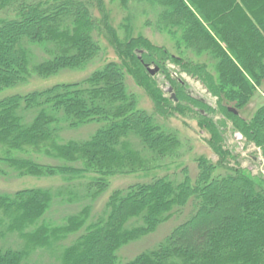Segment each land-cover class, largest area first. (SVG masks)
Listing matches in <instances>:
<instances>
[{"label":"trees","instance_id":"16d2710c","mask_svg":"<svg viewBox=\"0 0 264 264\" xmlns=\"http://www.w3.org/2000/svg\"><path fill=\"white\" fill-rule=\"evenodd\" d=\"M119 2L144 15L148 8L175 52L195 57L171 54L131 30L119 38L103 0H0V92L31 74L86 68L102 55L99 36L109 38L120 58L78 81L0 97V163L19 177L67 180V188L0 192V237L21 241L0 247V264H31L34 249L52 252L58 264H264V174L242 167L226 137L228 130L238 133L264 156V99L250 116L241 113L264 81V0ZM31 45H41L46 56L32 62ZM167 60L215 103L170 75ZM156 72L168 81V96ZM126 75L148 93L150 112L139 107ZM176 113L208 133L205 143L216 157L195 156L193 177L180 162L178 130L158 119ZM91 123L88 137L62 138V131ZM174 163L176 171L153 173ZM114 175L147 178L112 189L94 217L93 205ZM64 194L79 206L60 222L47 220L54 198ZM185 212L153 248L119 258L122 246Z\"/></svg>","mask_w":264,"mask_h":264},{"label":"rangeland","instance_id":"374dc122","mask_svg":"<svg viewBox=\"0 0 264 264\" xmlns=\"http://www.w3.org/2000/svg\"><path fill=\"white\" fill-rule=\"evenodd\" d=\"M103 6L105 11L108 13L109 23L113 27L115 35L119 38H124L125 34L131 30V35L136 36L137 34H141L143 37L148 38L152 43L167 48L171 54L179 55L182 58L195 57L193 56V53L188 55V51H183L182 53L175 52L170 37L165 32L158 31L154 26V15L148 8L146 9L147 13L144 15L142 14L141 9L137 8V6H124L119 2V0H103ZM146 20H148L149 24L145 23ZM98 40L101 45L102 55L86 68L82 70H62L59 73L46 78L31 74L30 79L26 83L1 91L0 97L11 93H24L34 89H42L55 83L78 81L91 73L93 70L102 66L105 62H118L120 58L116 54L114 46L109 38H107V36H99ZM30 49L33 54L32 62L40 61L46 56L41 45H31ZM149 68L153 69L154 66L149 65ZM165 68L169 71L170 75L174 77L178 76L181 80H184L196 95L203 97L205 101L211 105L215 103V97L211 96L198 80L181 71L177 64L167 60ZM154 78L156 79L160 89L168 96L170 93L168 90L169 83L166 81L164 74L156 72ZM125 79L128 88L136 93L139 107L150 112L153 106L148 93L141 87L137 86L131 76L126 75ZM171 96L174 97V94L171 93ZM263 99L264 81L249 104L241 110L243 116H250ZM158 119L162 123L164 122L167 124V126H171L178 130L180 137L184 142L183 149L185 150L180 162L188 167L191 177H193L196 173V165L193 160L195 156L205 155L213 160L216 158L205 143L208 133L198 127L197 122L194 119H191L190 115L176 113L175 116L168 117L167 119L161 117H158ZM227 125L228 127H231V122L228 121ZM95 127L96 124L91 123L75 129H67L62 131V138L67 139L72 137L83 139L88 137ZM226 137L227 145L234 148L241 156L240 164L242 167L250 169L253 173L261 171L264 174V156L261 155L259 148L252 143L246 144L244 138H242L238 133L230 134V131L228 130L226 132ZM177 164L178 163L168 164V167L159 168L153 173L156 172L158 175H161L163 173L176 171L179 169ZM146 178L147 177L137 175L111 176L110 184L107 190L95 201L93 205V216L95 217L99 212H101L104 200L112 189L123 187L124 185L137 180H145ZM66 182L67 180L60 176L19 177L12 171L11 168L0 163V192L9 193L25 187H65L67 186ZM66 196L67 195L64 194L54 198V202L46 213L45 218L47 220L60 222L63 216L75 211L77 206H79L80 202H75L74 200L64 201V198H67ZM185 214L186 212L183 214H174L169 220L161 223L154 231L125 244L118 251L119 258L122 260H128L141 250L153 248L176 224L185 219ZM19 245H21V241L16 235H6L5 237H0V247H17ZM51 253H47V251L43 249H34L31 251L27 260L31 264H58V261H56V255Z\"/></svg>","mask_w":264,"mask_h":264},{"label":"water","instance_id":"95a60500","mask_svg":"<svg viewBox=\"0 0 264 264\" xmlns=\"http://www.w3.org/2000/svg\"><path fill=\"white\" fill-rule=\"evenodd\" d=\"M149 71H152V70H151V69H149ZM229 110H231V111L235 112V110H234V109H232V108H229Z\"/></svg>","mask_w":264,"mask_h":264}]
</instances>
